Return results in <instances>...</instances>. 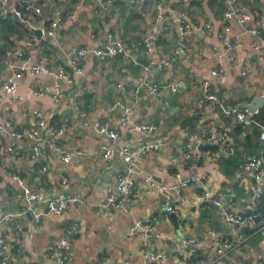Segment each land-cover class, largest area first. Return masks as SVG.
Segmentation results:
<instances>
[{
    "label": "crops",
    "instance_id": "obj_1",
    "mask_svg": "<svg viewBox=\"0 0 264 264\" xmlns=\"http://www.w3.org/2000/svg\"><path fill=\"white\" fill-rule=\"evenodd\" d=\"M156 1L118 0L108 9L111 18L95 15L93 0H38L40 14L32 15L28 24L15 21L8 14L0 15V126L10 122L15 131L16 128H35L31 112L37 109L49 126L67 127L64 134L53 138V143L68 152H79L76 161L63 164L61 157L54 156L43 143L49 139L47 133H43L37 157L31 155L33 142L29 138L18 139L12 151L8 150L11 140L6 136L0 138V218L21 213L11 217L1 228V235L10 246V264H57L44 256L43 251L62 239L69 242L64 264H144L141 237L124 236L135 221L144 217L151 218L154 223L158 249L170 252L171 241L196 237L199 239L197 250L206 251L210 258L215 256L206 232L215 229L218 233H228V227L219 217L218 208L203 198L199 184L190 185L179 195L168 194L177 215L178 229L170 216L162 212L166 195L153 185L144 184L142 176L133 178L134 191L124 201L123 209L110 207L106 205V188L114 183L119 173L126 171L115 158L103 161L100 154L105 150H101L102 147H122L128 142L134 148L158 144L159 150L136 158L135 163L167 187L165 192L172 191L175 173H204L213 196L228 208L236 207L244 212L252 185L245 161L249 156L264 153L263 108L253 116V123L241 124L233 115H224L218 106L203 102L201 93L206 85L209 93L216 95L226 108H241L249 101L250 94H263L264 50L250 51V35L234 19L227 21L228 32L220 35L224 0H188L182 4L164 0L167 9L176 10L177 18L182 16L194 26L189 38L190 53L167 63L160 71L151 72L152 79L162 85L181 81L175 90L162 91L160 103H154L145 91L135 100L128 85L140 81L141 68L136 62H160L177 49V22L170 15V28L161 31L155 40L154 54L147 56L142 51L140 41L149 32ZM240 1L251 17L248 25L257 26L263 34L264 0ZM59 15H72L73 18L59 25L58 42L36 31L39 27H47ZM204 23H210L211 27L202 29ZM108 33L123 43L126 56L100 62L92 51L103 47ZM33 37L39 39V43L27 46V41ZM226 40L235 44L234 63L223 57ZM19 48L24 49L23 57L14 54ZM80 48H88L89 53L80 60V72L73 73L67 64V55ZM38 62L46 64L52 72L64 68L70 75V82L63 83L58 100L50 92L54 84L51 74L26 72L13 95L4 92L1 86L11 63ZM243 66L250 70L248 79L242 75ZM217 69H223V75L212 76L211 71ZM44 87L48 88L46 96L31 93L32 88L41 90ZM130 106L133 109L129 127L153 123L156 127L153 134L128 131L120 124L122 108ZM95 122L110 126L117 132V138L97 133L93 128ZM222 132L227 133L225 140L219 136ZM205 133L216 134V140L205 145L208 147L198 148L192 159H184L186 142L197 140ZM14 151L22 155L15 156ZM209 152H213L214 157ZM42 167L47 170L41 172ZM18 180L39 194L28 210ZM261 186L263 190L264 178ZM234 187L238 194H244V199L236 194ZM73 194L81 198V204H72L60 215L47 214L49 198ZM259 207L264 209V200ZM28 211L30 214H25ZM74 224L77 228L72 229ZM262 224L264 218L262 223L242 230L244 244L227 255L229 263L264 258V232L258 227ZM2 255L0 251V262ZM161 264H187V261L171 252Z\"/></svg>",
    "mask_w": 264,
    "mask_h": 264
},
{
    "label": "built area",
    "instance_id": "obj_2",
    "mask_svg": "<svg viewBox=\"0 0 264 264\" xmlns=\"http://www.w3.org/2000/svg\"><path fill=\"white\" fill-rule=\"evenodd\" d=\"M38 0H0V15H11L12 18H16L19 22L28 24V19L32 15H39L40 8L37 6ZM85 1V0H84ZM95 3L94 14L103 15L105 17L111 18V14L108 9L112 7L118 0H93ZM188 0H176V4H182ZM138 2V0H130V3ZM225 10L223 14V27L221 36L228 32L227 21L234 19L238 26L248 35H250V51L259 52L264 50V33L260 34L257 26L248 25L251 17L249 13L245 11V6L240 0H224ZM175 9H167L164 5V0H157L155 3V11L153 14V20L149 28L147 35H144L140 41V46L142 51L147 56L154 54V42L163 30H168L170 28V18L172 15L176 18L178 37H177V49L174 54L167 56L160 62L147 60L148 65H141L136 62L141 68V78L137 84H124L131 87L132 95L135 100L138 99L139 94L145 91L149 96H151L154 103L158 104L162 101V91L175 90L176 87L181 83L180 80L169 81L162 85L159 82L152 79L151 72L152 65L155 66V70H161L164 65L174 61L178 57H187L190 53V43L189 38L194 26H191L186 20L180 16L176 17ZM72 15L56 16L50 21L47 27H39L40 34L42 37L50 38L54 42H58L60 39L59 25L65 21L71 20ZM262 24H264V15H262ZM211 27L210 23H204L202 29L206 30ZM39 43V39L33 37L27 41V46L32 47ZM199 45L202 46L201 43ZM235 44L231 40L225 41V48L223 57L226 61L234 63L236 61V56L234 54ZM89 53L88 48L74 49L67 55V64L69 65L73 73L80 72V60L83 56ZM93 55L97 57L100 62H104L111 57L116 56H126V50L123 43L115 38L112 34H106V39L104 45L100 49H95L92 51ZM14 54L17 57L24 56V49H17ZM242 65V62H241ZM248 66L242 67V75L248 79L250 76ZM28 72L31 75H36L39 73L48 74L54 76L53 84V97L55 100L59 99L61 94V89L63 83L70 82V75L64 68H59L56 72L52 70L43 63H32V64H22L15 65L10 64L8 66V71L4 77L2 83V88L7 94L13 95L16 91L19 81L23 78L24 74ZM223 69L212 70V76L223 75ZM123 85V86H124ZM119 88L122 85H118ZM31 93L33 95L46 96L48 95V88L44 87L39 90L37 88H32ZM201 100L203 102H209L213 106H218L224 115H233L237 121L241 124H250L244 122L246 116V109L243 107L236 108H226L220 103V99L209 93L206 85H204L201 93ZM136 104V103H135ZM133 106L123 107L121 111V116L119 118L120 124L125 127L128 131H137L146 134H153L155 132V125L153 123L139 124L135 125L133 128L129 127L130 114ZM32 117L35 119V128L22 130L20 132L15 131L10 122H5L3 126H0V137L6 136L9 138L10 146L8 150L12 151L18 139L23 137L29 138L33 142V147L31 149V155L37 157L39 155V144L43 141V133H47L49 139L43 141L46 148L54 155L61 157L63 164H68L72 161H76L79 156V152H68L53 143V138L64 134L67 131V127L63 125L61 128L56 129L49 126L45 121L43 114L35 109L31 112ZM258 125L257 123H255ZM86 125V123H84ZM93 128L97 133L105 134L112 139H116L118 134L107 124H102L95 122ZM223 140L227 138V133L222 132L219 135ZM216 134H201L197 140H189L184 145L183 157L184 159H192L198 152L200 146L210 145L214 140H216ZM160 149L158 144H142L137 147H133L131 142H128L122 147H102L101 150H105L100 157L103 161L115 158L121 165L125 168L126 173H119L113 184L106 188V205L114 206L116 208L123 209L124 201L132 194L135 187V182L133 178L135 176H142L143 183L146 185H153L161 193L166 195V201L162 212L166 216H171L175 210L173 207L172 200L169 198L171 192L179 195L180 192L190 185L199 184L202 187V196L209 203L214 204L218 208V215L223 221V223L228 227V233H218L217 230L211 229L206 232L210 238V244L213 247L214 257L210 258L207 252H199L197 246L199 244V239L196 237L183 238L178 242H170V252H165L157 248L156 243L158 241V234L153 230L154 223L151 218L144 217L134 222L132 228L124 234L125 237H133L134 235H139L142 239L143 252L142 257L144 264H161L167 260L171 252L177 253L179 256L184 257L187 264H231L227 261V255L235 249L240 248L244 244V237L241 232L244 228L249 225L255 224V218L260 214V197L262 194V180L264 178V153L260 155L249 156L245 161V170L250 175L252 179V185L250 189L249 200L244 205L243 214L233 211L228 208L221 199L217 196H213L208 188L205 178L206 175L193 174V175H183L182 173H175L172 178L175 180L174 184L171 186L169 192H165L166 188L162 183L156 181V179L142 169H140L136 163V158H142ZM211 157H214L213 152H209ZM15 156H21L22 153L14 151ZM46 167L41 168V172L46 171ZM18 182L21 181L18 180ZM65 183V182H64ZM22 186V199L25 203L26 210L29 206L38 200V192L32 191L29 187ZM164 197V196H163ZM165 199V198H164ZM74 203H82L81 198L73 194L69 197H58L53 196L48 199L47 204V214L60 215L67 211L70 206ZM242 212V211H241ZM21 213L6 214L0 218V251L2 252V258L0 264H10V257L8 250L10 246L6 243L5 239L1 235L2 225L7 222L11 217L18 216ZM259 231L264 232V224L259 225ZM77 228V224L72 226ZM69 252V242L67 239H62L57 245H48L43 251V255L52 258L57 264H64L67 254ZM246 264H264V258L258 259L251 262H246Z\"/></svg>",
    "mask_w": 264,
    "mask_h": 264
},
{
    "label": "water",
    "instance_id": "obj_3",
    "mask_svg": "<svg viewBox=\"0 0 264 264\" xmlns=\"http://www.w3.org/2000/svg\"><path fill=\"white\" fill-rule=\"evenodd\" d=\"M15 21H18L16 18H14ZM39 32L40 34V30H36ZM158 60H155V62H157ZM139 64L141 65H148V62L147 60H138L137 61ZM152 69L155 70V66L152 65ZM262 89H264V81H263V86H262ZM50 92H53V90H51ZM176 104H174V106H176ZM244 109H246V116H245V120L244 122L246 123H249L250 121H252V118L254 115H257V113L259 112L260 109L264 108V93L263 94H258V93H252L250 94L249 96V101L246 102L243 106H242ZM16 131L20 132L22 131L20 128H16ZM1 138V137H0ZM262 138H264V133L262 134ZM201 147H208V146H200L199 148ZM235 188V192L236 194H238V192L236 191V187ZM248 194L250 195L251 192H248ZM238 196L242 199H244V194H238ZM263 200H264V189H263V192L261 194V197H260V205L263 204ZM233 211H236V212H239L238 208L236 207H232L231 208ZM260 214L255 218L254 220V223L255 224H258V223H262L263 222V218H264V209L263 208H260ZM241 214H243L242 212H239ZM25 214H30V211L26 212ZM244 215V214H243ZM171 220L173 221V224L174 226L178 229V226H177V215L175 213H173L171 216H170ZM240 264H246V262H241Z\"/></svg>",
    "mask_w": 264,
    "mask_h": 264
},
{
    "label": "trees",
    "instance_id": "obj_4",
    "mask_svg": "<svg viewBox=\"0 0 264 264\" xmlns=\"http://www.w3.org/2000/svg\"><path fill=\"white\" fill-rule=\"evenodd\" d=\"M262 110H263V112H264V108H263ZM262 110H261V111H262ZM262 118L264 119V115L262 116Z\"/></svg>",
    "mask_w": 264,
    "mask_h": 264
}]
</instances>
